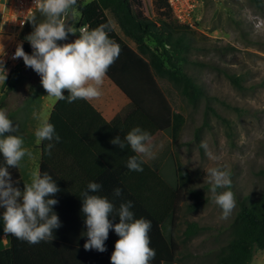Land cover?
I'll list each match as a JSON object with an SVG mask.
<instances>
[{"label":"trees","instance_id":"trees-1","mask_svg":"<svg viewBox=\"0 0 264 264\" xmlns=\"http://www.w3.org/2000/svg\"><path fill=\"white\" fill-rule=\"evenodd\" d=\"M82 1L77 0L75 6L79 12L78 29L85 25L89 30L102 24L108 25L106 31L109 38L119 44L121 52L108 69L106 77L130 101L135 114L132 120L123 122L121 130L115 129L110 122H105L89 101L78 99L69 103L68 91L64 90L66 98L56 101L48 121L54 125L65 152L72 157L69 168L81 170L86 176H91L75 179L51 176L60 189L52 197L58 200L52 208L61 221V227L54 230L55 238L52 241L30 244L8 234L7 247L0 249V264H111L110 257L115 242L119 239L114 228L109 229L105 241L106 251L84 249L88 237L81 194L87 190L90 182L100 184L101 189L89 194L107 197L117 210L121 203L131 201L130 211L134 213L133 218L151 221L150 247L155 250L156 255L150 264H176L178 247L171 237L165 235L163 226L168 219L173 218L177 209L179 188L189 186L192 180L187 167L171 150L177 178L176 185H172L158 171L161 158H156L150 164L139 156L143 171L130 170L127 161L129 157L137 154L127 144L122 150L118 145L112 144L111 140L116 136L124 140L129 129L141 118H146L156 129L167 133L171 145L178 140L185 118L181 112L172 110L162 86L169 81L173 86L180 87L190 103H195L203 94L201 87L172 60L170 53L175 51L178 60L187 61L184 53L191 45L190 38L186 37V29L190 28L173 18L166 0H153L156 12L167 18L162 19L161 24L144 15L139 8L140 0ZM254 1L259 3L262 0ZM106 12L114 18L122 34L134 42V47L117 33ZM32 14L26 22L27 26ZM75 35L78 38L79 31ZM149 39L154 43L153 46L148 43ZM22 47L30 54V42L23 40ZM229 78L238 84L235 75H229ZM18 83L16 66L6 79V88L1 90L2 95L15 89ZM92 117L98 118L108 130L106 147L101 150L93 149L92 140L87 133V122ZM46 141L42 142V175L56 169L54 165L46 163ZM168 145L166 142L165 150ZM0 166H5L2 153ZM9 172L13 185L23 190L24 183L18 167L10 168ZM261 174L264 175V169ZM117 188L121 189L119 196L114 195ZM190 193L195 201L189 207L197 208L202 194L192 188ZM4 211V207L0 206L1 218ZM109 219L113 224L119 223L116 211L109 215ZM201 228L195 221L187 222L183 235L190 238ZM263 248L264 192L256 198L240 201L232 221L231 236L219 249L215 261L216 264H250L256 251Z\"/></svg>","mask_w":264,"mask_h":264},{"label":"rangeland","instance_id":"rangeland-1","mask_svg":"<svg viewBox=\"0 0 264 264\" xmlns=\"http://www.w3.org/2000/svg\"><path fill=\"white\" fill-rule=\"evenodd\" d=\"M140 3L144 15L157 24L167 19L156 12L153 0H140ZM76 11L79 18L77 8ZM197 13L196 29H186L191 45L184 53L187 61L178 60L175 51L170 53L172 60L191 76L203 94L195 103H190L180 87L169 81L162 86L172 110L181 112L185 118L178 140L172 143V151L192 177L189 186L179 188L177 209L173 218L163 226L165 235L171 237L178 247L176 264H216L219 249L231 236L232 221L240 201L256 198L264 192V175L261 174L264 169V0L259 3L254 0H200ZM33 15L36 23L44 19L37 10ZM107 16L119 35L133 45L122 35L114 18L109 13ZM66 19L78 32V19L71 16ZM32 31V23L28 26L26 23L21 40ZM75 34L69 33L66 40L57 43L73 42ZM147 41L154 45L150 39ZM27 68L37 80L39 74ZM229 75H235L238 84L233 83ZM27 89L28 82L24 81L14 90L15 104ZM1 90L3 88L0 94ZM143 129L151 137L156 132L150 126ZM157 135L156 132L155 137ZM202 142L216 159L206 154ZM211 167L230 173L236 208L227 219L221 218L222 210L212 198L207 173ZM160 174L176 185L172 154L161 166ZM191 188L202 194L197 208L189 207L195 201ZM191 221L202 228L185 238L183 230ZM250 264H264V248L256 251Z\"/></svg>","mask_w":264,"mask_h":264},{"label":"clouds","instance_id":"clouds-1","mask_svg":"<svg viewBox=\"0 0 264 264\" xmlns=\"http://www.w3.org/2000/svg\"><path fill=\"white\" fill-rule=\"evenodd\" d=\"M34 5L44 19L36 23L33 15L29 20L33 31L25 39L30 42L33 51L28 54L22 45H18L12 59L22 58L26 67L40 75L41 84L49 97L64 100L66 97L63 90L66 89L69 103L78 99H98L102 95L107 71L121 52L119 44L109 38L106 31L108 25L102 24L91 30L80 27L79 36L73 42L58 44L57 41L66 40L69 33H77V29L67 23L66 19L69 16L78 19L75 7L77 0H34ZM0 55L4 56L5 53ZM7 75L2 59L0 81L5 82ZM16 132L17 127L9 119L6 110L0 109V153L5 161V166H0V206L5 209L2 217L4 232L30 244L52 241L55 238L54 230L61 227V221L52 208L58 203L52 197L60 189L49 174L42 175L38 170L31 174V182L24 184L23 190L13 185L9 169L19 167L25 155H32L23 147L24 140ZM35 137L38 142L49 141L46 146L48 155H51L54 147L52 141L59 142L61 139L47 118L40 119ZM151 139L148 131L136 126L126 134L124 140L116 136L111 143L122 150L126 144L130 146L137 155L129 157L127 167L143 171L142 161L138 157L152 155ZM201 146L211 159H216L207 151L206 143L202 142ZM207 173L212 198L222 210L221 218L227 219L236 208L230 173L219 167L208 168ZM100 189V184L90 182L87 190L81 194L88 237L84 249L106 251L105 241L109 229L114 228L119 239L110 257L111 264H150L156 255L150 247L151 221L134 219V213L130 211L131 201L121 203L117 210L107 197L89 194ZM218 189L223 191L218 192ZM120 194L121 189L114 190L115 196ZM114 211L119 216V223L116 224L109 219Z\"/></svg>","mask_w":264,"mask_h":264},{"label":"crops","instance_id":"crops-1","mask_svg":"<svg viewBox=\"0 0 264 264\" xmlns=\"http://www.w3.org/2000/svg\"><path fill=\"white\" fill-rule=\"evenodd\" d=\"M128 44L132 47L135 46L134 42L133 45L130 43ZM18 74L19 83L16 88L8 91L4 95H2V93L0 94V108L6 110L9 119L12 120L13 124L17 127V132L15 134L23 138V147L32 154L31 157L25 155L18 167L20 177L23 183L26 184L31 182V174L34 171L38 170L40 172L42 162L43 141H37L35 137V130L39 126L40 119L49 118L50 112L57 100L53 97L47 96V92L41 84L40 75L37 80H34L33 75L29 74V69L24 63H19ZM24 81L28 82V89L23 92V95L18 99V103L15 104L13 99L14 90L20 87ZM2 88L3 90L6 88V81L0 86V89ZM101 91L102 95L98 99L89 102L99 112L105 122H110L112 127H115V129L119 128L118 130H121L122 124L125 120L133 119L135 112L132 104L107 77H105ZM37 117L40 119H37ZM136 126H139L142 129L150 126L153 128V132L156 131L158 133L157 137H155V132L151 139L152 155L142 157L150 164H152L156 158H161V162L158 167V171L160 172L161 166L165 163L172 150L169 136L165 132L156 129L146 118H141L131 127V129ZM131 129H129V131ZM107 132L108 130L106 126L103 125L98 118L92 117L88 120L87 133L89 134L90 140H92L93 149L96 148L97 150H101L106 147L105 142ZM166 142L169 143L167 150L164 149ZM48 143L49 141H46L45 143V160L49 165H54L56 167L54 171L48 173L50 176L67 179L91 176L89 174L86 176L81 170L69 168L72 164V157L65 152V149L62 147L60 142L52 141V143H54V147L51 150V155H48L46 152V146ZM0 225L1 249L6 248L8 244V234L4 232V224L1 217Z\"/></svg>","mask_w":264,"mask_h":264},{"label":"built area","instance_id":"built-area-1","mask_svg":"<svg viewBox=\"0 0 264 264\" xmlns=\"http://www.w3.org/2000/svg\"><path fill=\"white\" fill-rule=\"evenodd\" d=\"M200 0H166L173 18L190 29H196ZM36 10L34 0H0V60H4L7 77L22 58L12 59L18 45H22L21 31L29 16ZM82 27H86L82 26ZM1 85L3 81H0Z\"/></svg>","mask_w":264,"mask_h":264}]
</instances>
